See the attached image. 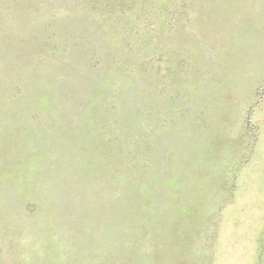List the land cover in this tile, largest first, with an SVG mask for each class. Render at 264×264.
<instances>
[{
	"label": "rangeland",
	"instance_id": "obj_1",
	"mask_svg": "<svg viewBox=\"0 0 264 264\" xmlns=\"http://www.w3.org/2000/svg\"><path fill=\"white\" fill-rule=\"evenodd\" d=\"M0 264H264V0H0Z\"/></svg>",
	"mask_w": 264,
	"mask_h": 264
}]
</instances>
